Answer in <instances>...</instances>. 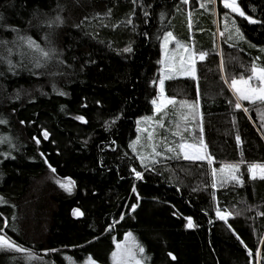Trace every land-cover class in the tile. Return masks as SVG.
I'll use <instances>...</instances> for the list:
<instances>
[{
    "label": "trees",
    "instance_id": "1",
    "mask_svg": "<svg viewBox=\"0 0 264 264\" xmlns=\"http://www.w3.org/2000/svg\"><path fill=\"white\" fill-rule=\"evenodd\" d=\"M239 5L260 21L236 17L244 39L233 24L223 27L221 4L217 27L206 0H0V40H15L17 28L56 49L33 71L28 59L17 74L0 61V120L7 121L0 124V229L35 256L0 249V264H85L89 256L111 264L127 233L145 248L142 264H264V180L248 171L264 164V103L242 100L237 109L230 87L252 74L253 63L264 67V0ZM57 15L64 23L49 27L45 21ZM165 31L208 55L197 58L195 77L166 79L175 103L157 113ZM12 59H20L16 50ZM201 140L211 163L167 151ZM153 147L159 162L145 169L138 153L151 159ZM68 178L71 191L57 183ZM218 207L232 215L220 220Z\"/></svg>",
    "mask_w": 264,
    "mask_h": 264
},
{
    "label": "snow or ice",
    "instance_id": "2",
    "mask_svg": "<svg viewBox=\"0 0 264 264\" xmlns=\"http://www.w3.org/2000/svg\"><path fill=\"white\" fill-rule=\"evenodd\" d=\"M133 3H135V0H132ZM223 2V6L226 9H231L232 12L238 13L239 16L241 17H245L246 20L249 23L252 24H256V23H260V21H257L255 19H253L252 16H248L239 6V4L237 3V0H222ZM183 4H188L189 0H182ZM206 3L208 5H211L212 3H214V0H206ZM206 4L205 3H201L200 7L203 8L205 7ZM108 15L111 14V9H109ZM135 13H131V15H134ZM145 17L149 16L148 12L144 13ZM189 28L192 27L191 24V12H189ZM227 15V14H225ZM164 17V13H161V19H163ZM4 16L2 13H0V22L4 21ZM31 23V22H30ZM45 23L51 27L52 25H60L63 24V18L60 15H57L54 19H50L45 21ZM128 24H132V20L129 19L127 21ZM233 26L235 27V33L237 36L240 37V39H244L243 37V33L240 31V28L238 26H235V21L232 22ZM5 27V25L3 23H0V28ZM228 29V25L227 23L225 24V30ZM11 31H14L17 33L16 39L13 41H7V40H0V46H3L5 49V55L0 57V61H3L5 63H7L8 65V71L12 72L13 74H17V69L21 68V67H26L24 61L25 59H28L29 63H31L32 68H29V71H33V69H42L44 68L47 63L54 59V54L56 53V49L53 48H46V47H42L41 44L37 43L35 40H33V38L31 36H27V35H20V29L17 28H11ZM221 36L224 35L223 32L220 33ZM229 38L231 39V36H229ZM45 41H48V36L46 35L44 37ZM174 40H176V37L173 35V33L171 31H165L163 33V43H162V48L167 49V46L172 43ZM50 43V41H49ZM9 44L12 45V47H9ZM253 47H255L254 45H252ZM25 47L27 48L28 51H25ZM14 50L17 51L18 55L20 56V59L16 62L13 61L12 56H13V52ZM124 52L127 53H131L133 51L131 46L125 47L123 49ZM186 51L189 52V56H188V60H187V67H182V71H184V73L186 75H190L195 77L196 75V60L197 58L201 61H203L206 56L208 55L207 52L204 51H200V52H196L194 50L191 49H186ZM262 52H264V48L261 49ZM39 54L38 56L35 54ZM57 63L62 64L63 61L59 60L57 58ZM183 64V62H182ZM166 67L169 68V74L168 75H161L159 77V88H160V100L159 102H157V100H153L152 103L153 105H155V111L157 113H160L163 111V109L166 107V105L168 104H173L175 103L174 100L172 99H165L164 98V81L165 79H170L171 78V71L174 70L171 68V66H167ZM162 73L164 72V70H161ZM251 75L247 77V79L241 77V79L239 81H237L236 79H232L231 81V85L230 87L233 89V91L237 94V100L235 101V107L237 109L242 107L241 104V100H245V101H251V102H256V101H260L262 103H264V67H258L255 63H253L252 67H251ZM0 75H3L2 72H0ZM252 80H256L258 81V85L253 86V84L250 83V81ZM227 83V81H225ZM153 83H155V81H153ZM241 85L243 87H241ZM61 95H64V93H60ZM231 103V101L229 102ZM182 105H186L188 107H190L191 109H193V111H195L196 109H198L199 105L198 103H192L189 105V103L187 101H183ZM245 111H247V109H244ZM77 119L79 120H84V117L80 116L77 117ZM145 119H151V118H145ZM115 121H113L114 123ZM3 123H7V121L5 120H0V124ZM21 123H24L23 121H21ZM139 124V121L137 122ZM202 131V130H201ZM43 136L44 138H47L49 136V133L45 130L43 132ZM236 140L237 143L241 142L240 136L237 135L236 136ZM4 142V138H0V143ZM10 143V141H9ZM37 143H39V141H37ZM139 143V138L137 139V141L133 142V144H130L129 146L133 148V151H136V147L135 145ZM201 144L203 145V141L201 140ZM189 147V145L184 144V143H180L178 144L175 148L173 147H168L167 151L168 152H177V149L179 150H185ZM204 148H206V145H203ZM161 155V153L156 152L155 147H153V156L151 159H149L148 157H145L143 154L138 153L137 158L140 160V166L144 167L145 169H147L149 167V165H154L156 163H158L159 161H157L155 159V156H159ZM177 155H179V153L177 152ZM184 158L185 159H190V160H201V159H208L209 162L211 163V157H207V156H201V155H192L190 156L188 154V152L185 150L184 151ZM225 167L232 169L233 171L237 170L239 168V165H226ZM259 168V176L260 179L264 180V165H250L248 168V171L250 173V178L251 179H256L257 177V169ZM224 169L222 168L221 171H223ZM53 172H55V169H52ZM134 174L136 179L138 180H142L143 177V173L140 171H137L136 168H132L131 170ZM216 172L215 170H213V175H215ZM230 178L233 180H236L238 183H240L241 185L243 184V180H241L239 178V176H235V175H231L230 173ZM57 183L60 184V186L62 188H65L68 191H71L72 186H74L75 182L72 181L70 178L67 179V182H61V181H57ZM212 187L215 188L216 184L213 183ZM132 191L135 193L136 192V188L135 186H133ZM0 202H4V198L0 197ZM132 210L134 211L136 208V205H132ZM75 214H79V215H83V213H80L79 209H75L74 210V215ZM216 215L219 217L220 220H226L229 216L232 215L231 212H223L219 209V207L216 209ZM121 219H123V216H121ZM188 220V227L192 228L194 227L193 224V220L192 217H187ZM5 226H7V221H5ZM109 228H111V225L109 226ZM132 240L133 243L132 244H128L127 241ZM262 243H264V241H262ZM0 248L5 249V250H12L18 253H23L26 255V257L29 260L35 259L34 254L32 253V251L30 249L24 248L22 245H19L16 241L12 240L11 237H8L6 235V233H3V229H0ZM117 249L119 251H114L112 253V258L114 261H117V264H142V259H138L137 255H141L143 256L144 252H145V248L139 243L135 241V238L132 237L131 233H127L125 235V245L124 247H121L120 244H117ZM54 251V250H53ZM249 255H252L251 250H249ZM256 255H260L259 252L256 253ZM169 256H172L171 253H169ZM70 259V258H69ZM172 259H175L174 256H172ZM85 264H97V262L91 257L89 256L86 261Z\"/></svg>",
    "mask_w": 264,
    "mask_h": 264
},
{
    "label": "rangeland",
    "instance_id": "3",
    "mask_svg": "<svg viewBox=\"0 0 264 264\" xmlns=\"http://www.w3.org/2000/svg\"><path fill=\"white\" fill-rule=\"evenodd\" d=\"M237 3L239 4V0H237ZM213 4H214V13H215V17H216V25H217V27H219L218 6H219V4H221V6L223 7V11L221 13L222 17H220L222 25L225 28V24L227 23L228 29H230V27H232V24H233L232 22L235 21V23H236V17L239 14L235 13V12H232L231 9L224 8L222 0H214ZM225 14H227V15H225ZM228 29H227V31H228ZM220 33H221V31L218 28V31H217L218 38L221 36ZM162 43H163V39H162V42H161L162 57H161V62H160V65H161V67H160V76L162 74L163 75H168L169 74V68L166 67V65L167 66H171V68L174 69L170 73L171 77L172 76H190V75H186L184 73V71H182L181 69H182V67H187L188 66L187 65V60H188L189 52L186 51V49L193 50L192 46H190L188 43H186L184 41L178 40L177 38H176V40H174L172 43H170L167 46V49L162 48ZM182 62H183V64H182ZM257 66L258 67H262V65H257ZM162 69L164 70L163 73L161 71ZM235 79L237 81H239L241 78H235ZM245 79H247V77ZM165 81H166V79H165ZM165 81H164V98L166 100L167 99H172L171 97L166 95V92H165ZM250 83L253 84V86H256V85H258L259 82L256 81V80H252V81H250ZM230 85H231V82H230ZM241 87H243V86L241 85ZM157 89H158L157 102H159V100H160L159 79H158V83H157ZM232 92L234 93L235 97L237 98V94L233 91V89H232ZM154 109H155V105H154ZM185 144H187V143H185ZM187 145H189V147L187 149H185V150L188 152V154L190 156H192V155H201V156H207L208 157L206 149L203 147L202 144H199V145L187 144ZM185 150H182L183 151V156H184V151ZM201 160H207V159H201ZM255 165H264V164L257 163ZM257 173H258L257 176H259V168L257 169ZM127 243L128 244H132L133 241L130 239L129 241H127ZM117 244H120L121 247H124L125 238L122 241L116 243L115 251H119L117 249ZM0 249H2V248H0ZM137 258L140 259L139 255H137ZM111 264H117V261H114L113 258H112Z\"/></svg>",
    "mask_w": 264,
    "mask_h": 264
}]
</instances>
